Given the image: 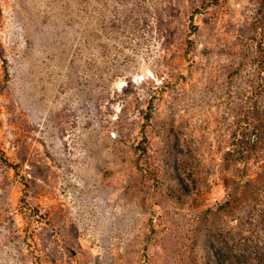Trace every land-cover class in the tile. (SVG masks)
I'll return each instance as SVG.
<instances>
[{
    "label": "rangeland",
    "instance_id": "374dc122",
    "mask_svg": "<svg viewBox=\"0 0 264 264\" xmlns=\"http://www.w3.org/2000/svg\"><path fill=\"white\" fill-rule=\"evenodd\" d=\"M0 264H264V0H0Z\"/></svg>",
    "mask_w": 264,
    "mask_h": 264
},
{
    "label": "trees",
    "instance_id": "16d2710c",
    "mask_svg": "<svg viewBox=\"0 0 264 264\" xmlns=\"http://www.w3.org/2000/svg\"><path fill=\"white\" fill-rule=\"evenodd\" d=\"M259 127H260V126H256V127H255V130H257L258 134H259V132H261V129H260ZM262 133H263V132H261L260 135H261ZM248 134H249V133H248ZM260 135H257V136H256V137H257V139H256L257 142H258V140H259V136H260ZM249 136H250V134H249ZM257 142H255V143H257ZM245 144H247L248 147L253 146V144H249L248 141H246Z\"/></svg>",
    "mask_w": 264,
    "mask_h": 264
}]
</instances>
